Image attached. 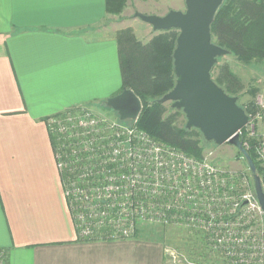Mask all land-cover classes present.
Here are the masks:
<instances>
[{
	"label": "crops",
	"instance_id": "0c3cea01",
	"mask_svg": "<svg viewBox=\"0 0 264 264\" xmlns=\"http://www.w3.org/2000/svg\"><path fill=\"white\" fill-rule=\"evenodd\" d=\"M109 20L104 0H0V248L8 264H122L106 246L117 240L79 237L45 121L78 104L94 109L121 88Z\"/></svg>",
	"mask_w": 264,
	"mask_h": 264
},
{
	"label": "built area",
	"instance_id": "2783aa9c",
	"mask_svg": "<svg viewBox=\"0 0 264 264\" xmlns=\"http://www.w3.org/2000/svg\"><path fill=\"white\" fill-rule=\"evenodd\" d=\"M245 103L248 120L238 134L264 177V86L253 106ZM79 105L45 121L82 240L128 237L143 224L186 227L232 262L264 264V210L248 164L242 173L225 168L212 149L196 157L157 141L138 117H96ZM4 254L1 249L0 264H7ZM170 257L177 264L185 258Z\"/></svg>",
	"mask_w": 264,
	"mask_h": 264
},
{
	"label": "trees",
	"instance_id": "16d2710c",
	"mask_svg": "<svg viewBox=\"0 0 264 264\" xmlns=\"http://www.w3.org/2000/svg\"><path fill=\"white\" fill-rule=\"evenodd\" d=\"M124 2L125 0H106L107 12L121 11ZM211 34L213 42L228 49L237 62H264V0H223L211 23ZM176 36L175 29L160 31L143 44L130 29L117 32L122 87L131 88L141 100L142 109L137 120L140 128L161 143L200 157L209 142L204 140L198 129H188L177 123L181 110L157 101L175 83L172 51ZM221 58L212 68V77L226 93L239 98L238 92L244 87L243 81L230 62L221 61ZM102 103L105 104L104 101ZM245 104L253 106L252 101ZM241 106L244 107V103ZM237 152L241 154L240 151ZM249 154L254 158L251 150ZM256 167L260 173L258 166ZM160 227L161 231L169 228L166 225ZM173 229L181 232L180 242H184L181 243L184 247H189L197 237L198 244L196 241L194 247L184 251H188L185 252L188 255H199L203 244L200 236L203 239V233L189 228Z\"/></svg>",
	"mask_w": 264,
	"mask_h": 264
},
{
	"label": "water",
	"instance_id": "95a60500",
	"mask_svg": "<svg viewBox=\"0 0 264 264\" xmlns=\"http://www.w3.org/2000/svg\"><path fill=\"white\" fill-rule=\"evenodd\" d=\"M222 1L184 0V10L170 9L163 15L136 11L134 16L150 24L154 31L177 30L172 51L175 83L157 101L170 102L171 107L181 110L185 127L198 129L205 141L231 144L243 154L264 210V177L257 173L255 162L238 134L248 116L238 97L226 93L211 74L218 59L229 54L228 49L213 42L211 34V23ZM104 102L120 120L137 118L142 109L140 98L127 87Z\"/></svg>",
	"mask_w": 264,
	"mask_h": 264
},
{
	"label": "rangeland",
	"instance_id": "374dc122",
	"mask_svg": "<svg viewBox=\"0 0 264 264\" xmlns=\"http://www.w3.org/2000/svg\"><path fill=\"white\" fill-rule=\"evenodd\" d=\"M104 1L106 10V0ZM170 9L184 10V0H125L121 11L117 13L109 12L111 14V20H109V22L112 31L117 30V32H119L123 29H130L135 37L141 43L145 44L154 34H157L160 31H154L150 24L135 17L134 13L138 11L145 14L163 15ZM221 61H229L233 70L243 81L244 87L238 92L240 95L238 103L243 105V103L247 101L253 102L257 93L264 86V62L252 60L248 64H242L237 62L234 56L230 54L223 56ZM118 83L119 86L121 85V88L118 90L119 92L122 89L121 77L118 80ZM103 101H101V104L95 105L94 109L85 103L80 104L79 106H86L96 117H104L108 119L118 118L115 111L102 103ZM164 103L170 106V102ZM177 123L179 125H185V115L183 112L178 115ZM206 148L213 150L216 161L225 168H231L240 173L248 171V163L242 155L238 154V149L233 145L228 143L215 145L212 142H209ZM140 226L141 227L131 236L112 239L117 240L118 247L111 242L106 244L111 257L112 255H115L116 257L121 258L122 264H177L174 263L170 257V254L172 255L173 253H176L180 257L181 255L185 257L183 260H180L178 264H257L255 261L232 262L229 258L225 257L219 249L208 245L209 243L206 241L204 234L203 239L200 236L203 244L199 255H188L185 253L188 251L184 250H189L187 248L194 247L196 241L198 244L197 237L196 239H193L194 242L192 244L188 245L189 247H184L181 245V243L184 242H180L182 239L180 237L181 232L173 229L178 227L169 226L167 230L165 229L161 231L159 225L151 226L143 224V226ZM183 228L186 227H181V229ZM4 255L6 262H8L7 253Z\"/></svg>",
	"mask_w": 264,
	"mask_h": 264
}]
</instances>
